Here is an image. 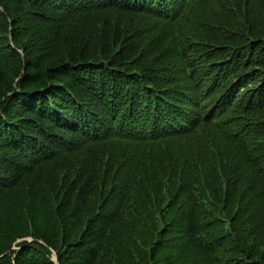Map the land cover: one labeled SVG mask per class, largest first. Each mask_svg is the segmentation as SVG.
Segmentation results:
<instances>
[{
  "label": "trees",
  "instance_id": "trees-1",
  "mask_svg": "<svg viewBox=\"0 0 264 264\" xmlns=\"http://www.w3.org/2000/svg\"><path fill=\"white\" fill-rule=\"evenodd\" d=\"M53 253L264 264V0H0V264Z\"/></svg>",
  "mask_w": 264,
  "mask_h": 264
},
{
  "label": "rangeland",
  "instance_id": "rangeland-1",
  "mask_svg": "<svg viewBox=\"0 0 264 264\" xmlns=\"http://www.w3.org/2000/svg\"><path fill=\"white\" fill-rule=\"evenodd\" d=\"M198 132H196V133H193V135L192 136H188V137H183V138H180V139H178V141L180 142V143H184V142H186V140H187V142L188 143H195V142H197L198 140H204V139H207V140H217L218 138H214V136H213V133H211V134H208V131H209V129L208 128H204L203 130H197ZM205 137H207V138H205ZM211 145H213V146H215V147H219V145L218 144H211ZM54 254V253H53ZM53 254H52V259H53ZM55 255V254H54Z\"/></svg>",
  "mask_w": 264,
  "mask_h": 264
},
{
  "label": "water",
  "instance_id": "water-1",
  "mask_svg": "<svg viewBox=\"0 0 264 264\" xmlns=\"http://www.w3.org/2000/svg\"><path fill=\"white\" fill-rule=\"evenodd\" d=\"M52 260L55 262V264H57L56 257H55L54 254H53V259Z\"/></svg>",
  "mask_w": 264,
  "mask_h": 264
}]
</instances>
